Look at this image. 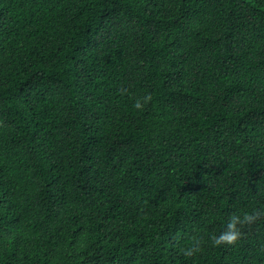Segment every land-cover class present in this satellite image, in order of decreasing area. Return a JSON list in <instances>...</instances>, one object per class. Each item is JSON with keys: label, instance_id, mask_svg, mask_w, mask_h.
Instances as JSON below:
<instances>
[{"label": "trees", "instance_id": "obj_1", "mask_svg": "<svg viewBox=\"0 0 264 264\" xmlns=\"http://www.w3.org/2000/svg\"><path fill=\"white\" fill-rule=\"evenodd\" d=\"M259 207L264 0H0V264H264Z\"/></svg>", "mask_w": 264, "mask_h": 264}, {"label": "clouds", "instance_id": "obj_2", "mask_svg": "<svg viewBox=\"0 0 264 264\" xmlns=\"http://www.w3.org/2000/svg\"><path fill=\"white\" fill-rule=\"evenodd\" d=\"M135 107L142 108V102L138 100ZM261 217H264V207L250 210L236 209L224 222L223 230L211 237L212 243L216 246L236 244L243 237L245 226L254 224ZM199 250V242H196L191 246L182 248L181 252L187 257H192Z\"/></svg>", "mask_w": 264, "mask_h": 264}]
</instances>
